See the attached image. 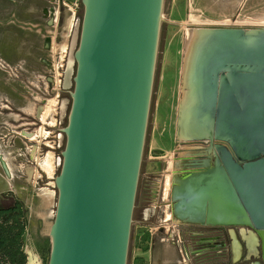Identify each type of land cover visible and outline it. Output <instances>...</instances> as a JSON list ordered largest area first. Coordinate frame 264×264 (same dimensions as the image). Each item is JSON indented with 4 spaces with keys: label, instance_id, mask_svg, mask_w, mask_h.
I'll list each match as a JSON object with an SVG mask.
<instances>
[{
    "label": "water",
    "instance_id": "water-1",
    "mask_svg": "<svg viewBox=\"0 0 264 264\" xmlns=\"http://www.w3.org/2000/svg\"><path fill=\"white\" fill-rule=\"evenodd\" d=\"M163 3L81 0L47 264H127ZM207 29L185 135L209 147L179 162L171 214L252 228L264 264V27Z\"/></svg>",
    "mask_w": 264,
    "mask_h": 264
},
{
    "label": "rangeland",
    "instance_id": "rangeland-1",
    "mask_svg": "<svg viewBox=\"0 0 264 264\" xmlns=\"http://www.w3.org/2000/svg\"><path fill=\"white\" fill-rule=\"evenodd\" d=\"M81 14V0H0V201L17 200L23 205L26 264L48 261V232L57 195L53 179L61 165V130L70 107L72 54ZM161 14L128 249V258L136 253L134 264H146L151 235H172L186 227L173 219L165 188L177 173L175 164L193 148V142L176 134L184 97L181 68L186 34L192 28H262L264 0H164ZM49 163L50 172L45 169ZM154 194L156 201L151 198ZM168 216L172 224L160 225Z\"/></svg>",
    "mask_w": 264,
    "mask_h": 264
},
{
    "label": "flooded vegetation",
    "instance_id": "flooded-vegetation-1",
    "mask_svg": "<svg viewBox=\"0 0 264 264\" xmlns=\"http://www.w3.org/2000/svg\"><path fill=\"white\" fill-rule=\"evenodd\" d=\"M193 148L191 150H205L206 148L209 147L208 142L204 140L200 141H194L193 142ZM189 154V152H188ZM191 154V152H190ZM211 160H213V156L210 155ZM201 160V156H195L191 157L189 155L185 156L183 160L188 159V160ZM181 160V161H183ZM180 161V162H181ZM182 166L178 163L177 165V172L181 170ZM155 194L151 197H154ZM146 198V197H145ZM149 198V196H148ZM134 215V212H133ZM174 219V218H173ZM176 220V219H174ZM178 220H176L177 222ZM180 225H185L186 227L181 228L180 231H176V233L172 234L173 236V244L176 247V250L179 252L180 256H184L187 263L190 264H211L210 259H211V253L214 251H218L219 254L215 257H213L214 261L212 262H227V264H233V261H236L232 256L229 251V245H230V238L229 235H227V227L225 226H218V225H212V226H207V225H193V224H188L184 222H179ZM177 223V224H178ZM172 224V222H171ZM178 226V225H177ZM176 226V227H177ZM180 228V227H179ZM197 228V229H196ZM219 236V235H225V239L220 242H214L215 245L210 246L205 240V237H210V236ZM247 239L250 240V243H255L256 242V236L255 237H248ZM255 240V241H254ZM191 241V242H190ZM248 242V241H247ZM224 243V244H222ZM195 244V245H192ZM236 243H233V249L236 247ZM213 246L216 248L212 250ZM259 248V247H258ZM258 250V249H257ZM234 251V250H233ZM235 253V251H234ZM235 257V256H234ZM259 257H260V251L258 250V256L254 257V261L259 262Z\"/></svg>",
    "mask_w": 264,
    "mask_h": 264
},
{
    "label": "bare ground",
    "instance_id": "bare-ground-1",
    "mask_svg": "<svg viewBox=\"0 0 264 264\" xmlns=\"http://www.w3.org/2000/svg\"><path fill=\"white\" fill-rule=\"evenodd\" d=\"M209 35L208 29H197V28H192L191 31H188L186 34V38L184 41L185 49L183 52V65L181 68V75H182V82H183V101L181 102L180 105V113L178 117V122H177V136L180 137V140H187V136L185 135V125L188 121L189 114L191 112V107L193 105L194 101V92H193V85H192V76H193V71L195 68V59L196 56L202 47L203 43L206 41L207 37ZM73 46H75V41H73ZM70 69H67L66 72V84H69V81L67 80L69 75H70ZM179 109V108H178ZM179 111V110H178ZM44 165H47L44 162ZM3 168L5 170V173L8 174L7 169L5 168V165L3 164ZM177 168V167H176ZM47 171H52V164L49 163L48 166L45 168ZM177 171V170H176ZM168 183H166L165 188H168ZM168 190V189H167ZM256 236V243L257 246L259 245V239L255 233H253ZM248 243H250V240L247 239ZM255 241V240H254ZM250 248V247H249ZM239 248L234 247L235 251V257L238 253ZM238 257V256H237ZM28 264H31V261L29 260ZM258 264V263H257Z\"/></svg>",
    "mask_w": 264,
    "mask_h": 264
},
{
    "label": "trees",
    "instance_id": "trees-1",
    "mask_svg": "<svg viewBox=\"0 0 264 264\" xmlns=\"http://www.w3.org/2000/svg\"><path fill=\"white\" fill-rule=\"evenodd\" d=\"M25 232L26 217L21 202L0 201V264H26Z\"/></svg>",
    "mask_w": 264,
    "mask_h": 264
},
{
    "label": "crops",
    "instance_id": "crops-1",
    "mask_svg": "<svg viewBox=\"0 0 264 264\" xmlns=\"http://www.w3.org/2000/svg\"><path fill=\"white\" fill-rule=\"evenodd\" d=\"M187 155H188V153H187ZM175 166L177 167L176 164H175ZM173 176H174V174H173ZM170 185H171V181L169 180L168 188H167L168 190L166 192V196H169V194H170V190H171ZM164 201H167V199H164L163 202ZM170 222H171L170 216H168V217L163 218L159 224L160 225L164 224V223L169 224ZM248 237H255V235L254 234H244L243 235V240L245 241L247 248H249V247L251 248V247L256 246L257 245L256 242L252 243V244H249L247 242ZM236 244H237V248H239L238 249L239 251H238V253L236 255V259H235L237 261V260H239L241 250H240L239 243H236ZM231 251L233 252L232 257L234 258L235 253L233 251V244H232ZM145 253H146L145 254L146 264H190V263H187L186 261H184L185 257L180 256L179 252L176 250V247L173 244V236L171 234H164L163 237H160V235H156V234L151 235L150 243H149L148 249L146 250ZM129 258H128V260H129ZM130 259H131V264H134V262L136 261V253L133 252V256ZM212 264H227V262H222V263L212 262ZM254 264H257V262L255 261Z\"/></svg>",
    "mask_w": 264,
    "mask_h": 264
},
{
    "label": "built area",
    "instance_id": "built-area-1",
    "mask_svg": "<svg viewBox=\"0 0 264 264\" xmlns=\"http://www.w3.org/2000/svg\"><path fill=\"white\" fill-rule=\"evenodd\" d=\"M156 196L151 197L153 201H156L155 199ZM254 231L252 228L248 227V226H243V227H237V226H229L227 228V235H229L230 238V245H229V251L231 253V256L233 255V252L231 251L232 248V244L234 242L239 243L240 245V257L239 260L237 261H233V264H254V257L258 256V246H254L251 248H247V245L245 243V241L243 240V235L244 234H253ZM225 239V235H219V236H210V237H205L204 240L210 245H215L214 242L218 241L222 242ZM224 244V243H222ZM216 247L213 246L212 250L215 249ZM211 254H213V256H217L219 254L218 251H214ZM213 257L210 259V263L212 264L213 261ZM197 264H201V263H197Z\"/></svg>",
    "mask_w": 264,
    "mask_h": 264
}]
</instances>
